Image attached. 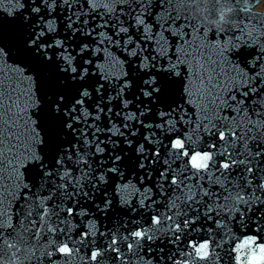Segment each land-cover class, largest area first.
Returning a JSON list of instances; mask_svg holds the SVG:
<instances>
[{
  "label": "snow or ice",
  "instance_id": "obj_1",
  "mask_svg": "<svg viewBox=\"0 0 264 264\" xmlns=\"http://www.w3.org/2000/svg\"><path fill=\"white\" fill-rule=\"evenodd\" d=\"M0 264H264L261 0H0Z\"/></svg>",
  "mask_w": 264,
  "mask_h": 264
},
{
  "label": "bare ground",
  "instance_id": "obj_2",
  "mask_svg": "<svg viewBox=\"0 0 264 264\" xmlns=\"http://www.w3.org/2000/svg\"><path fill=\"white\" fill-rule=\"evenodd\" d=\"M261 7H264V2L263 3L261 2Z\"/></svg>",
  "mask_w": 264,
  "mask_h": 264
},
{
  "label": "water",
  "instance_id": "obj_3",
  "mask_svg": "<svg viewBox=\"0 0 264 264\" xmlns=\"http://www.w3.org/2000/svg\"><path fill=\"white\" fill-rule=\"evenodd\" d=\"M261 2L263 3V2H264V0H261Z\"/></svg>",
  "mask_w": 264,
  "mask_h": 264
}]
</instances>
